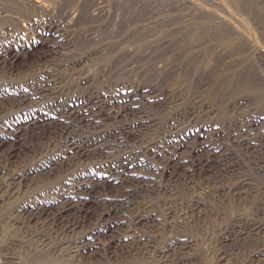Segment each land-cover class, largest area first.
<instances>
[{
  "label": "bare ground",
  "instance_id": "bare-ground-1",
  "mask_svg": "<svg viewBox=\"0 0 264 264\" xmlns=\"http://www.w3.org/2000/svg\"><path fill=\"white\" fill-rule=\"evenodd\" d=\"M31 8L20 4L14 11ZM36 22L28 18L32 27ZM44 26H60L64 35L67 24L53 14ZM25 42L14 33L0 37V214L7 213L10 228L0 229L1 264H82L97 253L124 250L136 264H149V250L160 264H196L185 249L187 236L172 233L157 246L154 236L138 231L147 229L142 222L171 226L193 215L204 216L208 226L213 216L221 219L218 261L232 246L241 263L264 264V56L253 58L258 73L243 67L237 80L235 62L228 98L216 87L203 95L202 84L193 105L170 109L167 96L155 89L141 94L124 78L99 87L104 77L88 74L105 53L18 63L15 47ZM186 57L187 67L172 63L176 74L167 79L184 96L200 70L216 65L210 53L187 50ZM69 76L82 83L64 92ZM191 135L196 139L189 142ZM17 143L23 153L12 161ZM108 179L119 187L92 191V180Z\"/></svg>",
  "mask_w": 264,
  "mask_h": 264
},
{
  "label": "rangeland",
  "instance_id": "rangeland-1",
  "mask_svg": "<svg viewBox=\"0 0 264 264\" xmlns=\"http://www.w3.org/2000/svg\"><path fill=\"white\" fill-rule=\"evenodd\" d=\"M20 4L32 8L21 10L24 13L19 14L14 9ZM53 14L67 24L64 35L57 33L60 26H44L46 19ZM29 17L37 21L38 27L28 23ZM13 33L24 36L26 41L19 45L20 49L15 47L19 53L18 63L30 62L36 57L49 62L63 54L77 57L105 53L95 70L88 74L93 79L104 77L99 87L105 88L115 79L124 78L134 83L141 94L155 89L167 96L170 101L168 108L182 109L193 105L196 96L204 95L208 89L211 92L215 87L223 98H228L232 93V84L228 83L229 70L237 61L233 66L237 69L233 80L241 78L243 67L258 73L253 58L264 56V0H0V37L6 39ZM193 43L199 44L190 48ZM187 50L214 55L216 65L200 70L184 96L185 92L180 88H175L173 92L167 79L176 74L172 63H177L179 70L187 67ZM152 53L158 54L159 58L152 61ZM106 56H110L107 72L101 76L98 69L104 67ZM232 58L234 62L229 61ZM239 60H243L244 64ZM87 66L88 63H83L84 69ZM136 67H141V74L133 71ZM88 80L95 83L92 79ZM81 83L76 84L72 76L67 77L63 83L64 92L80 87ZM202 84L205 85L200 88V93L198 90ZM176 94L181 98H177ZM165 119L164 115L157 126L161 127ZM147 132V135L150 134V130ZM195 139V135L188 137L189 142ZM8 145L6 143L1 149ZM180 151L186 152L183 148ZM22 153L17 143L9 158L16 161ZM171 168L179 171L180 164L173 162ZM119 184L112 179L98 183L92 180L91 189L93 192L114 190ZM220 220L218 216H213L208 226L204 216L193 215L177 218L171 226L169 222L158 226L142 222L140 225L147 229L138 231L154 236L157 246H161L172 233L187 236L185 249L197 256L196 264H243L241 256L235 253L232 246H227L224 260L218 261L216 227ZM7 223V213L0 214V229H10ZM4 240L1 231L0 246ZM124 254L115 252L107 256L97 253L82 264H136V259L127 256L125 250ZM145 254L146 263L160 264L153 258V250ZM2 260L0 252V264ZM43 262L50 261L45 259Z\"/></svg>",
  "mask_w": 264,
  "mask_h": 264
}]
</instances>
